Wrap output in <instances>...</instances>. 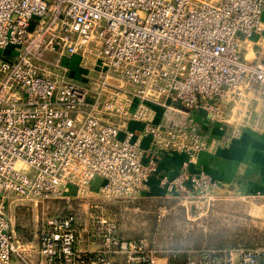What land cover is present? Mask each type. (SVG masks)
I'll list each match as a JSON object with an SVG mask.
<instances>
[{"label":"built area","instance_id":"1","mask_svg":"<svg viewBox=\"0 0 264 264\" xmlns=\"http://www.w3.org/2000/svg\"><path fill=\"white\" fill-rule=\"evenodd\" d=\"M264 0H0V264L21 258L8 217L12 198L65 199L69 187L89 198L131 200L159 174L146 159L181 157L173 177H158L169 195L197 198L218 189L188 167L208 148L192 112L224 125L226 108L264 87V65L240 58L238 37L261 30ZM11 50L7 52L8 50ZM79 57L94 73L69 76ZM93 59V62L92 60ZM88 63V65H87ZM150 106L170 123H154ZM143 125V135L128 123ZM123 133V138H120ZM264 198V191L258 194ZM95 255L76 250L74 218L50 219L39 236L45 264H159L143 241H123L101 221ZM186 264H260L259 253L188 258Z\"/></svg>","mask_w":264,"mask_h":264},{"label":"rangeland","instance_id":"2","mask_svg":"<svg viewBox=\"0 0 264 264\" xmlns=\"http://www.w3.org/2000/svg\"><path fill=\"white\" fill-rule=\"evenodd\" d=\"M145 193L131 200H110L91 190L89 198L69 196L68 192L67 198L54 201L12 198L8 217L21 256L16 258L21 264L33 263L29 258L38 253L46 221L71 216L77 238L93 232L96 235L101 221L113 222L120 240L143 241L159 264H186L188 258L223 255H231L236 261L248 251L258 252L264 264V198L224 195L219 189L197 198ZM93 238L101 240L99 236ZM25 244L31 246L30 255ZM114 259L116 264H129L125 256Z\"/></svg>","mask_w":264,"mask_h":264},{"label":"crops","instance_id":"3","mask_svg":"<svg viewBox=\"0 0 264 264\" xmlns=\"http://www.w3.org/2000/svg\"><path fill=\"white\" fill-rule=\"evenodd\" d=\"M260 24L261 30L251 38L238 37L237 49L242 60L263 66L264 13L261 15ZM67 63L71 73L74 74L70 76L73 80L83 81L86 76L94 73L93 70L82 65L77 56ZM236 105L226 108L227 121L224 125L210 122L202 111L192 112L191 117L198 125L200 133L205 136L208 148L200 153L195 163L188 167V172L208 174L218 183L219 194L261 198L258 194L264 191V87H257L255 92L248 93L244 101ZM150 107L155 113L154 123L171 122L172 119L165 115L161 108ZM128 129L134 132L136 137L143 135V125L140 123L130 121ZM123 136V133H120V138ZM149 144V138L142 137L141 147L146 151L145 158L155 159L159 174L151 178L148 186L139 193L149 191L162 195L165 191L159 185L158 177L162 175L173 177L178 174L181 170V157L176 154L154 153L150 150ZM103 183L101 178L96 177L92 180L89 190L98 191ZM67 192L71 193L68 194L69 196L76 197L74 188L69 187ZM93 237H97L94 232L86 238L78 237L76 250L82 255L97 251L100 242ZM25 247L30 255L31 246L25 244ZM29 259L33 262L31 264H45L38 253L31 255ZM12 264L21 263L14 257Z\"/></svg>","mask_w":264,"mask_h":264},{"label":"trees","instance_id":"4","mask_svg":"<svg viewBox=\"0 0 264 264\" xmlns=\"http://www.w3.org/2000/svg\"><path fill=\"white\" fill-rule=\"evenodd\" d=\"M259 263H260V264H262V261H261V258H260V256H259Z\"/></svg>","mask_w":264,"mask_h":264}]
</instances>
